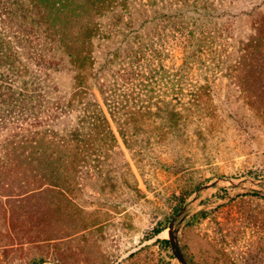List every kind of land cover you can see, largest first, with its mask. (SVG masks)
Here are the masks:
<instances>
[{"label": "rangeland", "instance_id": "1", "mask_svg": "<svg viewBox=\"0 0 264 264\" xmlns=\"http://www.w3.org/2000/svg\"><path fill=\"white\" fill-rule=\"evenodd\" d=\"M102 3L83 10L92 29L128 33L129 44L122 46L145 51L141 63L129 56L122 62L128 69L149 62L143 76L124 81L119 93L136 107L145 93H161L153 69L162 65L173 74L184 49L198 43L201 52L182 76L207 80L214 109H118L113 117L106 110L116 143L85 145L74 173L63 171L59 185L47 178L33 187L13 183L20 176L11 146L18 140L13 114L0 109V168L11 169L0 180V264L41 257L42 264H179L170 245L157 239H167L168 223L183 205L177 208L180 193L187 190L191 199L219 177L224 180L190 203L179 228L187 263L264 264V0ZM17 14L23 29H32L28 17ZM54 80L66 91L71 76L62 71ZM171 110L179 113L176 146L166 121ZM117 121L136 131L130 148ZM202 210L206 216L194 220ZM158 226L164 229L152 236Z\"/></svg>", "mask_w": 264, "mask_h": 264}, {"label": "trees", "instance_id": "2", "mask_svg": "<svg viewBox=\"0 0 264 264\" xmlns=\"http://www.w3.org/2000/svg\"><path fill=\"white\" fill-rule=\"evenodd\" d=\"M102 2L15 0L10 3L0 0V11L7 16L0 18V23L6 26L0 31V109L13 114L12 128L16 130L18 141L11 148L13 169L20 176L13 180L17 186H37L47 178L59 185L61 173H74V159L87 154L85 145L95 141L103 145L116 143L106 110L112 116L118 109H214L207 92L212 86L206 83L207 80L199 83L182 76L191 69L193 58L201 52L198 43L184 49L182 62L174 68L173 74L169 75L162 65L153 69L155 87L158 86L161 93L138 96L140 105L137 107L127 94L119 93L124 81L143 76L149 62L141 69H128L122 62L129 56L141 63L147 60L145 51L122 46L123 42L129 44L128 33L92 29L94 23L83 10L89 6H102ZM17 13L23 20L28 17L32 29H23L17 21ZM199 38L192 35L194 40ZM62 71L71 76L66 91H62L54 80V75ZM141 84L145 89L149 86L147 82ZM167 114L166 121L173 132L169 134V142L176 146L179 113L171 110ZM4 119V115H0V121ZM118 122V132L130 148L133 141L129 138H133L136 131ZM9 170L0 168V180L8 175L3 172ZM188 194L185 190L176 198L177 208ZM205 216L206 211L202 210L193 219ZM163 229L154 227L151 235ZM157 240L169 245L167 239ZM43 262L41 257L32 259L29 264Z\"/></svg>", "mask_w": 264, "mask_h": 264}, {"label": "water", "instance_id": "3", "mask_svg": "<svg viewBox=\"0 0 264 264\" xmlns=\"http://www.w3.org/2000/svg\"><path fill=\"white\" fill-rule=\"evenodd\" d=\"M222 180H224V177H219L218 179L214 181H210L208 183H205L199 186L198 189L195 191V195L191 199L185 200V202L180 207L178 212L174 214L172 218L170 219L168 226L166 228L167 240L169 241V245H170V248L172 250L174 257L177 259L179 264H188L184 256V253L181 249V246L179 244L178 232H179L180 226L190 214V203L194 202L198 198L202 190L207 189L209 187H213L217 184V182L222 181ZM228 181L230 182L231 186H238L239 184V181H234L231 179Z\"/></svg>", "mask_w": 264, "mask_h": 264}]
</instances>
